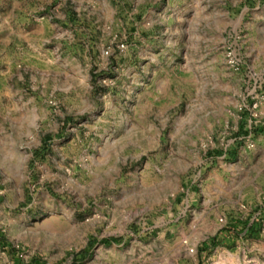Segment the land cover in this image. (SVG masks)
I'll return each mask as SVG.
<instances>
[{
    "label": "rangeland",
    "instance_id": "obj_1",
    "mask_svg": "<svg viewBox=\"0 0 264 264\" xmlns=\"http://www.w3.org/2000/svg\"><path fill=\"white\" fill-rule=\"evenodd\" d=\"M12 8L40 34L0 43V264H264V0Z\"/></svg>",
    "mask_w": 264,
    "mask_h": 264
},
{
    "label": "crops",
    "instance_id": "obj_2",
    "mask_svg": "<svg viewBox=\"0 0 264 264\" xmlns=\"http://www.w3.org/2000/svg\"><path fill=\"white\" fill-rule=\"evenodd\" d=\"M14 12L12 8V15L8 20L0 16V43L4 44V48L10 46L11 43L18 47V44H14V42H19V45L24 44L26 47H30V44H33L31 43L33 42L32 38L40 34V22L33 16L28 15L30 11L26 13L22 9H17V13ZM216 193L218 194V192Z\"/></svg>",
    "mask_w": 264,
    "mask_h": 264
},
{
    "label": "built area",
    "instance_id": "obj_3",
    "mask_svg": "<svg viewBox=\"0 0 264 264\" xmlns=\"http://www.w3.org/2000/svg\"><path fill=\"white\" fill-rule=\"evenodd\" d=\"M236 51L228 47L225 51V58L227 65L231 68L233 72H239L242 67V62L240 58L238 57V54L235 53ZM105 55H108V52H104ZM260 76L264 77V70L260 72Z\"/></svg>",
    "mask_w": 264,
    "mask_h": 264
},
{
    "label": "trees",
    "instance_id": "obj_4",
    "mask_svg": "<svg viewBox=\"0 0 264 264\" xmlns=\"http://www.w3.org/2000/svg\"><path fill=\"white\" fill-rule=\"evenodd\" d=\"M33 160H37V159H40V149L36 150L34 153H33ZM3 240L2 237H0V241ZM108 242V240H104L102 244L106 245ZM114 242H116V240H114ZM92 246V244L89 243V247ZM88 247V248H89ZM87 248V250H88ZM86 251L83 252V254L85 253ZM78 255V254H77ZM77 260H74L72 262V264H77ZM13 264H21L18 260H14V263ZM27 264H41L40 263V260H38L37 258H32L30 259V261L27 263Z\"/></svg>",
    "mask_w": 264,
    "mask_h": 264
}]
</instances>
